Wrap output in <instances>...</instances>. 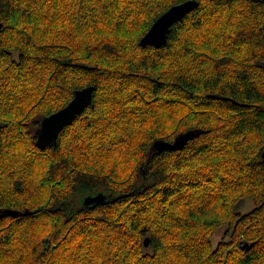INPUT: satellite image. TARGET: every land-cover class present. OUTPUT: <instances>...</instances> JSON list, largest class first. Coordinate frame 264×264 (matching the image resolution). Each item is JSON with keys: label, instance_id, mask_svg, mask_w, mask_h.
Here are the masks:
<instances>
[{"label": "trees", "instance_id": "16d2710c", "mask_svg": "<svg viewBox=\"0 0 264 264\" xmlns=\"http://www.w3.org/2000/svg\"><path fill=\"white\" fill-rule=\"evenodd\" d=\"M182 1L0 0V264H264V0H200L142 46ZM89 85L38 148L42 118Z\"/></svg>", "mask_w": 264, "mask_h": 264}, {"label": "water", "instance_id": "95a60500", "mask_svg": "<svg viewBox=\"0 0 264 264\" xmlns=\"http://www.w3.org/2000/svg\"><path fill=\"white\" fill-rule=\"evenodd\" d=\"M200 5V0H184L180 3L172 5L166 12H164L150 27L147 33L141 39V45H152L155 47H161L168 41L172 27L179 21L183 20L188 14ZM95 93V86H85L81 89H77L74 92V97L71 101L59 109L58 111L47 115L42 118L40 126L36 130V145L40 149H46L48 147H54L57 142L60 133L85 112V110L92 104ZM203 129L189 130L178 134L173 141L158 140L154 144V148L158 151L164 150H179L183 149L186 144L198 136L200 133H204ZM264 157V153H263ZM107 198L104 192H99L94 195H88L84 198L85 205L100 204ZM32 212H14L10 211L7 214L14 216L28 215ZM150 236L144 238L145 246H149ZM254 243L248 245L244 244V248H251Z\"/></svg>", "mask_w": 264, "mask_h": 264}, {"label": "rangeland", "instance_id": "374dc122", "mask_svg": "<svg viewBox=\"0 0 264 264\" xmlns=\"http://www.w3.org/2000/svg\"><path fill=\"white\" fill-rule=\"evenodd\" d=\"M253 206H254L253 202L247 201L246 206L244 208V211H248V210L252 209ZM225 231H226L225 227H220L214 232V235L212 237V242L214 245L218 244L219 241L223 240V238L225 237Z\"/></svg>", "mask_w": 264, "mask_h": 264}, {"label": "bare ground", "instance_id": "6f19581e", "mask_svg": "<svg viewBox=\"0 0 264 264\" xmlns=\"http://www.w3.org/2000/svg\"><path fill=\"white\" fill-rule=\"evenodd\" d=\"M89 86H94V85H89ZM73 98V97H72ZM250 208V207H249Z\"/></svg>", "mask_w": 264, "mask_h": 264}]
</instances>
